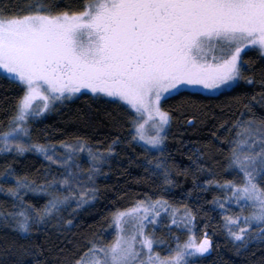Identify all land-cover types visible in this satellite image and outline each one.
I'll return each mask as SVG.
<instances>
[{"label": "snow or ice", "instance_id": "1", "mask_svg": "<svg viewBox=\"0 0 264 264\" xmlns=\"http://www.w3.org/2000/svg\"><path fill=\"white\" fill-rule=\"evenodd\" d=\"M58 2L26 0L20 7L0 6V71L22 88L13 115L0 131V150L23 153L34 149L52 161L48 154L51 145L26 143L31 138L28 122L49 109L53 101L81 89L125 102L134 110L132 139L144 141L146 152L159 150L171 119L170 112L160 107L162 98L191 89L230 90L240 86L241 78L251 83V75L242 77V50L258 48L264 53V0H83L78 10L61 9ZM260 84L264 87V79ZM230 127L236 132L226 141L225 168L239 175L241 182L205 183L220 184L224 189L225 203L220 197L212 201L223 213L222 226L234 244H247L264 237V117H238ZM60 143L66 153L56 163L63 167V174H53L33 188L49 199L40 208L21 201L23 207L7 214L18 240L30 235L33 224L39 226L53 214L59 216L73 200L74 208L91 200L87 193L95 189L82 186L92 182L98 162L113 151L112 142L106 149L94 151L86 141L77 139L79 149L87 151L88 168L81 172L77 164L73 171L72 157L79 149L72 143ZM156 164L164 169L165 183H173L168 179L166 161L157 159ZM10 177L14 184L0 185V191L14 198L22 197L34 183L27 176L15 175L11 165H6L0 180ZM58 186L67 187V193L56 191ZM226 204L236 205L240 211L229 214ZM182 207L178 212L166 198L152 199L145 194L144 200L112 211L109 224L116 229L112 241L86 237L75 245L79 255L62 264H190V258L211 251V241L207 231L197 237L193 210ZM162 212L172 217L169 225H180L187 232L183 239L172 234L175 243L168 245L165 255L153 251L165 242L146 233V225L158 223ZM253 222L259 225L255 230ZM126 224H131L130 231ZM8 247H18L21 254L27 251L16 240Z\"/></svg>", "mask_w": 264, "mask_h": 264}, {"label": "trees", "instance_id": "2", "mask_svg": "<svg viewBox=\"0 0 264 264\" xmlns=\"http://www.w3.org/2000/svg\"><path fill=\"white\" fill-rule=\"evenodd\" d=\"M25 2L0 0V6L20 7ZM82 3L83 0H59L58 7L78 10ZM242 59V77L251 75V83L241 78L239 87L215 95H193L194 91L185 90L162 100L160 107L170 112L171 119L159 150L146 152L141 143L132 139L130 118L134 111L130 107L101 95L80 93L58 100L42 115L30 119L28 143L36 141L51 145L53 160L49 161L46 155L34 149H26L23 153L0 152V172L5 171L6 165H11L15 175L27 176L34 182L23 191L22 197L14 198L6 191H0V213L4 214L0 216V264H62V261H70L79 255L75 245L86 237L95 235L102 237L105 243L110 242L116 233L115 225L109 224L112 211L144 200L145 194L152 199L166 198L178 212L186 205L193 210L197 237L202 231L208 232L210 253L190 258V264H264V237L250 239L247 244H234L222 226L220 206L212 202L215 197H220L221 203H225L222 199L224 189L220 184L205 183L212 180L222 183L228 179L241 182L239 175L225 168V154L229 148L226 141L236 132V128L230 126L238 117L241 120L250 115L264 117V87L260 84L264 79V55L257 48H249L243 51ZM21 92V87L0 73V131L13 115L15 99ZM77 139L86 141L94 151L106 149L112 142L113 151L98 162L92 182L82 186L95 189L94 193H87L92 199L79 208L73 207V200L61 209L59 216L53 214L46 223L33 224L26 239H16L17 230L11 227L13 220L7 214L23 207L21 201L35 208L44 205L49 196L33 191V188L39 187L41 181L51 179L53 174H63V167L56 163L65 153L60 142L76 145ZM157 159L166 161L168 179L173 183H165L164 169L158 168ZM77 164L81 172L88 168L85 149L72 157L73 171L77 170ZM14 182V177H10L7 181L0 180V185L7 188ZM55 190L67 193L68 188L58 186ZM76 194L79 195V189ZM226 207L229 214L240 211L236 205L226 204ZM170 219L165 212L158 223L146 225V233L165 242L153 248L161 255L166 254L169 244L175 243L172 234L181 239L187 235L186 230H180V225H169ZM68 220L71 223L65 224ZM251 227L255 230L259 225L253 222ZM13 240L17 246L23 243L27 251L21 254L18 247L9 248Z\"/></svg>", "mask_w": 264, "mask_h": 264}, {"label": "rangeland", "instance_id": "3", "mask_svg": "<svg viewBox=\"0 0 264 264\" xmlns=\"http://www.w3.org/2000/svg\"><path fill=\"white\" fill-rule=\"evenodd\" d=\"M249 49V48H248ZM258 49V48H257ZM259 50V49H258ZM242 51H244V50H242ZM263 55H264V53H262ZM0 73H2V71H0ZM3 74V73H2ZM188 91H194V92H200V93H204V94H209V95H215V94H218V93H220V92H222V91H224L223 89H218V90H215V91H202V90H200V89H191V90H188ZM80 93H90L91 94V92H90V90H88V89H81V91L79 92V93H76V94H74V95H72V96H65V97H63V99H66V98H73V97H75V96H77V95H79ZM101 96H103V95H101ZM170 96V95H169ZM105 97V96H104ZM107 98H110V99H114V98H111V97H107ZM164 98H162V100H163ZM58 100H62V99H57V100H55V101H53L52 103H54V102H56V101H58ZM115 100V99H114ZM122 103H124L125 104V102H122ZM134 111V110H133ZM45 112V111H44ZM43 112V113H44ZM43 113H41L40 115H42ZM39 115V116H40ZM150 127V126H149ZM166 132V131H165ZM165 132H164V134H165ZM148 134L149 135H151L152 134V132L151 131H149L148 132ZM137 141L139 142V143H141L142 145L145 143L144 141H139L138 140V138H137ZM26 143H28V141H26ZM74 147L75 148H77V149H79V144H76V145H74ZM63 148V150L65 151V153H66V149H64V147H62ZM8 150H12V149H5V150H0V152H2V151H8ZM80 150H82V149H79V151ZM39 153V152H38ZM48 154H51V150L49 149L48 150ZM43 155H45V154H43ZM47 156V155H46ZM162 213H165V212H162ZM161 213V214H162ZM167 213V212H166ZM170 216V215H169ZM170 218L172 219V217L170 216ZM150 219V218H149ZM125 229H126V231H130L131 230V224H126L125 226ZM180 227H182V226H180ZM204 231H202V233H203ZM208 233V232H207ZM210 241H211V239H210ZM210 253V252H209ZM208 253V254H209ZM207 255V254H206Z\"/></svg>", "mask_w": 264, "mask_h": 264}]
</instances>
